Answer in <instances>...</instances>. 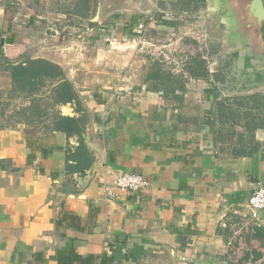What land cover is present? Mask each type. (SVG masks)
I'll use <instances>...</instances> for the list:
<instances>
[{"label":"crops","instance_id":"0c3cea01","mask_svg":"<svg viewBox=\"0 0 264 264\" xmlns=\"http://www.w3.org/2000/svg\"><path fill=\"white\" fill-rule=\"evenodd\" d=\"M218 1L0 0V264H264V210L246 208L264 182V66L228 49ZM196 27L236 58L228 73H158L107 42ZM38 60L61 78L22 88L14 69ZM243 69L252 90L226 97L215 77ZM123 173L149 186L107 200Z\"/></svg>","mask_w":264,"mask_h":264},{"label":"rangeland","instance_id":"374dc122","mask_svg":"<svg viewBox=\"0 0 264 264\" xmlns=\"http://www.w3.org/2000/svg\"><path fill=\"white\" fill-rule=\"evenodd\" d=\"M196 23L195 20V24ZM203 23L204 22L200 20V24L204 25ZM200 30L205 31L204 29L199 28L194 31L193 29L188 30V28H181V30H178L179 35L174 37L172 34H162L161 31L158 30H150L147 32L145 30L133 39L120 41L115 49L112 47L111 49L119 54L127 53L129 54L128 56H138L145 59L147 57L152 60V64L149 68L162 74L171 73L183 75L186 71L188 72L189 70L191 71L192 69H195V72L199 73V75L197 74L198 76L205 77V75L209 76V74H216L217 69L221 70L220 64L222 65V70H226L228 73L231 69L232 59L235 64L236 58L232 56L222 57V51H220L221 46L216 44L208 45L202 42L198 37L197 39H194L192 35L196 33L197 36V32L200 33ZM209 32L210 30L208 33ZM179 37L182 38V40L179 39ZM217 48L219 51H214ZM228 49L230 50L231 47L229 46ZM194 56L195 60L198 61L195 63L194 60L193 64H191L192 57ZM228 58H231V60ZM190 64L192 65L191 67L189 66ZM191 72L194 73L193 71ZM215 78L216 83L223 85L224 91L228 94L226 97L228 98L239 95L241 88L248 87L252 90V87L255 84L254 78L252 77L253 80L250 81L247 76H242V78L238 79H236L237 77H233L226 81H224L223 78L224 83L220 76ZM244 80L249 82H245Z\"/></svg>","mask_w":264,"mask_h":264},{"label":"water","instance_id":"95a60500","mask_svg":"<svg viewBox=\"0 0 264 264\" xmlns=\"http://www.w3.org/2000/svg\"><path fill=\"white\" fill-rule=\"evenodd\" d=\"M214 6V5H213ZM214 13L225 19L238 43H231L232 52L250 58L253 66H264V5L262 0H220ZM228 46V47H229Z\"/></svg>","mask_w":264,"mask_h":264},{"label":"trees","instance_id":"16d2710c","mask_svg":"<svg viewBox=\"0 0 264 264\" xmlns=\"http://www.w3.org/2000/svg\"><path fill=\"white\" fill-rule=\"evenodd\" d=\"M14 70L18 78H20V84L18 85L22 88H24V86H28V83L29 85H32V88H34L35 85L33 83V79H36V85L42 86L43 84H45V82L54 85L61 78V72L57 67L42 60L28 62L25 66H17ZM14 78L16 77L14 76ZM59 86V89L55 87V90L57 91L59 96L57 102H60L62 104L71 102V100L75 96L71 85L65 82L63 84H59ZM61 119H63V122L60 121L58 124L55 125V127L58 129L63 128L62 124L65 122L68 124L73 123L71 119ZM74 262H78L79 264H89L88 261H83L82 258H79L74 254H69V256L65 257L63 259L62 264H73Z\"/></svg>","mask_w":264,"mask_h":264},{"label":"built area","instance_id":"2783aa9c","mask_svg":"<svg viewBox=\"0 0 264 264\" xmlns=\"http://www.w3.org/2000/svg\"><path fill=\"white\" fill-rule=\"evenodd\" d=\"M110 47L116 48L120 41L113 38L107 39ZM149 186V181L141 175L123 173L111 182L103 183L102 190L107 200H114L126 194H132L144 190ZM246 208L252 213L253 218L256 213L264 210V182L258 184L256 190L249 197Z\"/></svg>","mask_w":264,"mask_h":264},{"label":"flooded vegetation","instance_id":"af4514ba","mask_svg":"<svg viewBox=\"0 0 264 264\" xmlns=\"http://www.w3.org/2000/svg\"><path fill=\"white\" fill-rule=\"evenodd\" d=\"M242 75L247 76V78H248L250 81L253 80V79H252V76H251L249 73L245 72V69H243V73H242ZM242 75L239 76V77H237L236 79H238V78H242ZM244 81H245V82H249V81H246V80H244Z\"/></svg>","mask_w":264,"mask_h":264}]
</instances>
